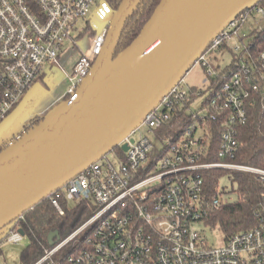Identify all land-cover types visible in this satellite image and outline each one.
I'll return each instance as SVG.
<instances>
[{
	"label": "built area",
	"instance_id": "2783aa9c",
	"mask_svg": "<svg viewBox=\"0 0 264 264\" xmlns=\"http://www.w3.org/2000/svg\"><path fill=\"white\" fill-rule=\"evenodd\" d=\"M95 1L0 0V124L47 65L59 64L65 42L78 45L74 36L78 23L88 18ZM257 5L238 15L196 61L205 69L208 84L199 112L194 113L191 104L203 93L197 89L192 100L191 88L182 80L119 146L128 145L127 152L118 154L119 169L106 156L48 194L44 200L60 216L72 202L87 203L93 214L37 264L49 262L67 248L71 254L66 264H264V211L257 215L255 228L233 235L220 247L209 246L201 228L211 209L233 202L223 193L220 180L211 197L205 196V172H245L264 184V168L234 162L241 151L239 128L247 125L251 110L257 107L264 119V8ZM111 9L108 0L98 6L91 51L82 53L71 76L67 75L70 86L65 99L77 98L101 53L113 18ZM251 19L255 23L249 26ZM91 23L92 19L89 28ZM225 45L232 46L237 61L231 70L219 72L210 56ZM187 106L195 123L185 122L179 136L160 138L158 150L142 126L156 134ZM41 120L34 117L10 137L0 138V153ZM215 137L219 160L208 161ZM24 221L25 213L0 230V244L22 242Z\"/></svg>",
	"mask_w": 264,
	"mask_h": 264
},
{
	"label": "water",
	"instance_id": "95a60500",
	"mask_svg": "<svg viewBox=\"0 0 264 264\" xmlns=\"http://www.w3.org/2000/svg\"><path fill=\"white\" fill-rule=\"evenodd\" d=\"M143 1L123 0L111 9L105 44L77 98L64 99L0 153V230L119 147L211 42L261 0H161L138 37L117 55L124 28ZM97 26L94 15L91 30ZM60 239L59 232L51 233L50 246Z\"/></svg>",
	"mask_w": 264,
	"mask_h": 264
},
{
	"label": "trees",
	"instance_id": "16d2710c",
	"mask_svg": "<svg viewBox=\"0 0 264 264\" xmlns=\"http://www.w3.org/2000/svg\"><path fill=\"white\" fill-rule=\"evenodd\" d=\"M122 1L108 0L111 7L115 10ZM160 2L161 0H144L141 3L124 28L117 55L138 37ZM257 6L264 8V0H261ZM256 38L255 34H253L252 39L255 40ZM223 48H227L233 56V61L226 70L228 71L233 68L238 55L228 45L223 46L221 49ZM261 48L260 45L258 51ZM258 51L255 52L256 56ZM218 81L220 80L218 79ZM196 91L197 88H191L192 100L197 96ZM181 110H177V115L171 122L167 123L161 130L156 131V135L159 138L172 135L179 136L180 128L185 122L191 125L195 123L189 113L188 106ZM210 126L211 128L216 127L213 124ZM238 137L241 151L234 162L264 168V119L257 107L251 110V118L247 125L239 128ZM211 144L213 145V152L207 160L217 161L219 160L216 154L219 150V139L215 137V139L211 140ZM114 151L119 155H123V150L120 147L115 148ZM204 175L205 196L208 199L211 197L215 186L218 185L220 178L224 175L229 176L233 193L238 195V201L220 208L211 209L208 217L203 221L204 224L212 227L218 226L224 233L225 240L235 234L255 228L258 224L257 215L264 211V184L255 175L245 172L236 173L214 169L205 172ZM234 186L237 187V191L234 190ZM92 214L93 210L89 208L88 204L81 203L74 209H68L65 216H60L47 200L42 201L26 212L22 227L25 236L30 240V244L22 251L20 264H37L53 249L49 244V235L51 233L59 232L63 239L88 220ZM70 254L71 250L67 248L44 264H66L65 260Z\"/></svg>",
	"mask_w": 264,
	"mask_h": 264
},
{
	"label": "rangeland",
	"instance_id": "374dc122",
	"mask_svg": "<svg viewBox=\"0 0 264 264\" xmlns=\"http://www.w3.org/2000/svg\"><path fill=\"white\" fill-rule=\"evenodd\" d=\"M102 1L103 0H96L92 8L90 9L88 18L78 23V31L77 33H75L76 35L74 34L75 38L78 39V45L74 46L71 41L65 42V50L62 55L65 53L64 55H66L65 57L67 59H64L61 55L58 65H55L54 67H51V65H47L45 71L42 74V77L39 78L37 82L26 93L25 97L23 98V100L25 99V112L36 113L43 106H46L49 103L51 104V102L57 96L65 95L67 93V90L70 86L67 75L71 76V74L73 73V68L80 58L81 54H89L91 51L93 38L88 22L92 19ZM258 19L259 18H257L256 20ZM254 23L255 20L251 19L249 21V26L253 25ZM229 48H232V46H230ZM73 56H76L77 58L75 60L76 62L74 61V63L72 64ZM210 60L219 72H224L231 65L233 56L230 54V51L227 48H223L215 54L211 55ZM206 79L207 77L205 69L198 63H195L193 65L189 74L184 79V84L187 87L192 89L197 88L200 92L203 93V96L199 97L195 102L191 104V110L194 113L200 111L203 100H205L206 98L204 97L205 93L208 90V84H205L204 82ZM6 120L0 124V127L6 122ZM27 122L28 120H26L24 124H27ZM20 128L18 130H20ZM141 131L154 142L158 150L162 148L161 139L155 133L150 132L147 125H143ZM14 132L16 131H13L11 133H2L0 131V138L10 137ZM200 134V130H197L196 136H199ZM106 160H109L116 169H119L118 154L115 151L109 153L106 157ZM220 184L223 193L229 196V198H231L233 202L238 201V195L236 193H233V187L229 176H222L220 178ZM234 190L237 191L236 186H234ZM77 205V202H72L70 203L69 208L74 209ZM201 228L203 230V238L207 240L209 246L220 247L225 243V235L218 226L212 227L202 223ZM29 244L30 240L26 236L19 244H12L9 242L2 243L0 252V264H20L21 253Z\"/></svg>",
	"mask_w": 264,
	"mask_h": 264
},
{
	"label": "crops",
	"instance_id": "0c3cea01",
	"mask_svg": "<svg viewBox=\"0 0 264 264\" xmlns=\"http://www.w3.org/2000/svg\"><path fill=\"white\" fill-rule=\"evenodd\" d=\"M65 54V53H64ZM62 55L65 59L66 55ZM76 56H73L72 64L76 60ZM67 59V58H66ZM76 62V61H75ZM33 93V92H32ZM31 93V94H32ZM31 96V95H30ZM65 95L57 96L49 105L43 106L36 113H27L24 111L25 99L20 103V105L15 109V111L11 114V116L6 120V122L0 127V131L2 133H11L13 131H18L20 127H22L26 120L28 122L34 117H44L48 112L54 109L57 105H59L65 98ZM40 107V106H39ZM27 122V123H28ZM22 125V126H21ZM25 125V124H24ZM2 244V243H1ZM1 244H0V252H1Z\"/></svg>",
	"mask_w": 264,
	"mask_h": 264
},
{
	"label": "flooded vegetation",
	"instance_id": "af4514ba",
	"mask_svg": "<svg viewBox=\"0 0 264 264\" xmlns=\"http://www.w3.org/2000/svg\"><path fill=\"white\" fill-rule=\"evenodd\" d=\"M92 33V32H91ZM42 117L40 116L39 119H41Z\"/></svg>",
	"mask_w": 264,
	"mask_h": 264
}]
</instances>
